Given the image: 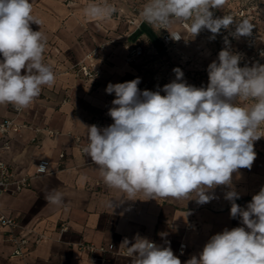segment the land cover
<instances>
[{"label":"clouds","instance_id":"1","mask_svg":"<svg viewBox=\"0 0 264 264\" xmlns=\"http://www.w3.org/2000/svg\"><path fill=\"white\" fill-rule=\"evenodd\" d=\"M225 4L226 0H149L140 15L167 31L174 22H182L193 37L208 30L215 39L231 26L233 38L250 37L255 26L248 19L237 22L230 14L214 15ZM115 11L107 4L90 3L84 16L105 20ZM31 23L41 21L33 15L30 0H0V105L11 104L17 110L28 108L43 86L50 89L56 83L52 67L43 62L46 37ZM169 33L174 40L183 39L178 32ZM241 60L225 37L217 60L207 67L206 87L188 84L178 67L173 69L175 79L156 91H141L139 77L109 83L106 93L115 94L108 111L113 122L103 128L83 124L88 143L82 151L97 166L103 183L121 193L119 203L179 200L195 193L196 202L203 205L216 199L217 186L230 189L224 197L231 202L230 216H239L244 226L211 236L198 256L185 264H264V186L241 208L232 185L233 173L251 169L257 158L254 142L264 137V64L241 67ZM249 100L250 106L238 103ZM36 168L49 171L47 164ZM87 179L81 175L78 183L83 186ZM45 199L69 211L59 190L53 189ZM107 207L113 211L114 200L107 201ZM133 240L125 238L120 245L131 264H181L170 246L139 234Z\"/></svg>","mask_w":264,"mask_h":264},{"label":"crops","instance_id":"2","mask_svg":"<svg viewBox=\"0 0 264 264\" xmlns=\"http://www.w3.org/2000/svg\"><path fill=\"white\" fill-rule=\"evenodd\" d=\"M30 2L33 15L41 21L40 25L31 23L30 26L34 31H42L46 37L43 62L52 67L56 83L50 89L43 86L40 96L28 108L22 109L18 121L32 128L23 130L20 135H12L8 147L4 146L5 141L0 142V161L20 173H34L40 160H48L51 172L35 178L30 189L16 195L0 196V210L15 218L20 225L18 234L28 238L25 256L16 257L13 247L5 239L7 229L0 225V264H131L130 257L120 254L126 250L120 245L125 238L134 242L137 234L157 245L170 246L181 264H185L191 256H198L211 236L226 228L244 226L239 216H230L231 202L224 198L230 190L226 186H217L213 190L216 199L203 205L196 202L195 193L179 200L169 197L116 201L121 193L103 183L97 166L86 154L80 153L70 135L87 139L83 124L96 125L100 121L106 127L113 122L108 111L115 94L106 93L109 83H123L139 77L140 89L148 78L162 70L161 54L164 52L158 29L147 22L138 29L121 22L118 16L130 15L126 0ZM90 3H107L116 9V17L86 18L84 8ZM172 27L176 28L174 31L179 30L175 24ZM112 28L115 32L106 35ZM210 37L197 35L194 39L201 40L202 49L209 46L213 50L214 61L218 55ZM124 43H142L146 56L128 65ZM100 45H106L100 58L85 60ZM198 48L201 51V46ZM185 50L195 56L198 52L193 47ZM84 60L100 72L97 85L86 82L74 69ZM210 63L198 60L196 65L186 69L193 70L190 72L196 74L200 85L206 87ZM245 104L251 105H241ZM14 108L11 104L0 105V121L15 117ZM49 132L58 134L51 136ZM254 151L257 158L251 169L233 173L232 185L239 194L235 202L241 208H246L252 196L264 186V143L255 141ZM61 154L65 155L62 160ZM81 175L88 178L83 186L78 183ZM53 189L64 194L69 211L47 203L45 196ZM109 200L116 203L113 211L107 207ZM160 233L166 235L162 237ZM39 237L42 241L37 244ZM82 243L103 246L110 252L105 256L101 253L92 255L79 249ZM182 244L186 245L184 254L180 253Z\"/></svg>","mask_w":264,"mask_h":264},{"label":"built area","instance_id":"3","mask_svg":"<svg viewBox=\"0 0 264 264\" xmlns=\"http://www.w3.org/2000/svg\"><path fill=\"white\" fill-rule=\"evenodd\" d=\"M131 1L133 4H136V6L132 10L135 13L142 12L144 5L149 3V0H131ZM224 14L232 15L237 22L246 19L248 16L247 15L248 13H246L244 9H241L238 12H225L223 14H220L217 10H215L214 12L215 16H223ZM130 23L134 24V21H130ZM174 23H177L182 30H184L187 34L191 35V33L188 32V30L184 27L182 22H174ZM170 26L168 28V31L171 33H177L176 31H172ZM159 30L161 32V36H160L161 45L165 52H170L174 47L180 45L185 47L190 45V40L187 37L183 36L181 33L180 34L182 35L183 39L174 40L166 29H159ZM234 30H235L234 26H231L230 30H221V33L217 34L215 37L217 43L221 47H224V38L227 37L230 41L231 46L235 43L244 44L246 48L249 49L250 55L248 54L249 55L248 58H249L250 66L254 63L264 64V56L261 55V53H264V35L262 36L261 33H259L257 30L253 28V32L250 37H240L239 39H236L229 34V31H234ZM207 31L208 30H202L198 35H202L204 34V32ZM124 49L127 53L126 63L128 65H133L136 62V60L146 56V49L142 45V43L126 44L124 46ZM105 50H106V45H100L96 47L92 52H90L86 56L85 60L94 61L97 58H100L101 54ZM74 69L77 70V73L80 74L86 82H89L93 85H97L99 83L100 72L95 68H93L92 66H88L85 63V61H83L79 65H76ZM165 71L169 73L172 72L173 69L167 64L165 67ZM182 72L184 73L183 78L188 84L194 85L196 87H201L196 74L186 70L185 71L182 70ZM174 79H175V73H171L169 76L168 74H165L163 77L159 78L158 80H153L152 78H149L141 85L140 89L156 91L158 90V88H162L165 84L170 83ZM161 94L163 95V93ZM245 102L252 103V101L250 100ZM21 111L22 109L17 110L16 108H14V113L16 114L15 117L0 121V142L5 141L4 144L5 147H8L9 144L8 139L11 138L12 135H16V136L20 135L23 130L32 128L28 124L21 123L18 121V117ZM96 125L101 128L103 127L102 122L100 121H97ZM261 129L264 130V125H261ZM34 130L37 132L40 131L39 129H34ZM49 134L51 136H55L58 133L49 132ZM70 136L72 138L74 146L80 151V153L85 154L82 151V149L87 146L88 139L73 134ZM258 141L264 143V137H261ZM64 157H65L64 154L60 155L61 160L64 159ZM41 164L49 165V171L45 173H41L35 167L34 173H20L16 171L14 168H12L10 165L0 161V196L3 194L16 195L24 190L30 189L32 187V181L35 178L45 176L51 172L50 162L48 160H40L36 164V166H39ZM0 225L7 229L5 239L13 247L14 249L13 255L16 257H24L26 247L28 245V238L18 234V231L20 230V225L18 224L17 220L13 217H9L5 215L0 210ZM64 229H66V227H64ZM41 241L42 238L39 237L36 240V243L39 244ZM79 249L81 251L87 252L92 255L96 253H101L102 255L105 256L110 252L108 248L103 246L98 247L92 243H82L81 245H79ZM185 250H186V245L182 244L180 253L184 254ZM120 254L127 256L126 250L121 251ZM102 261H104V259H102Z\"/></svg>","mask_w":264,"mask_h":264},{"label":"rangeland","instance_id":"4","mask_svg":"<svg viewBox=\"0 0 264 264\" xmlns=\"http://www.w3.org/2000/svg\"><path fill=\"white\" fill-rule=\"evenodd\" d=\"M105 4H107V3H105ZM126 5L130 10V15H128L127 17L126 16L123 17V15H122L121 17L118 16V18L121 20V22L124 21L128 25H130L134 28L136 27V29H138L146 21L143 20V17L140 15L141 12L135 13L134 11H132L133 8L136 6V4H133L131 0H126ZM241 9H244L245 12L248 13L247 14L248 16L246 19H248L251 23H253L255 26L254 29L257 30L259 33H261V35L263 36L264 35V0H226V4L224 5L223 9L217 10V11L220 14H223L225 12H238ZM115 17L116 16H115V12H114L111 16V19H114ZM130 21H134V24H131ZM173 24H175L177 26V28L179 29L176 32H179L181 34L183 32L184 34H182V35L187 37L190 40V45L187 47L182 46V45L174 47L170 52H165L163 50L164 53L161 54L162 62L164 63L163 68H162V70L159 71V73H157V75H155L154 77H150L153 80H158L159 78L163 77L165 74H168V76H169L171 73H174L173 71L169 72V73H167L165 71V67L167 64L172 69L179 67L181 70L193 72V70H188L186 68L189 66H192L193 64L196 65L198 60H205L206 62L207 61L212 62L214 59L213 55H215V53L213 52L212 49L211 50L209 49V46L202 49L203 46L200 43L201 40L196 41V39H194V37L192 35H189L184 30H182L177 23H173ZM170 27H171L172 31H174V29H176V28H173L172 25ZM113 29L114 28L107 30L108 32L106 33V35L113 33V31H114ZM158 32H159V35L161 36V32L159 29H158ZM203 35L212 36V34L208 31L204 32V34L198 35V36H203ZM213 41H214L215 48L217 50L216 53L218 55L219 51L223 47H221L217 43L216 39H213ZM126 44H134V43H124L123 47ZM200 46H201V48H200L201 51H199V48H198ZM182 47H184L185 49H188V48L192 49V47H193V49L195 48V50L198 52L196 53V56L192 55V54L189 55L188 53H186V50ZM231 48L234 52L240 53L242 55V60L240 62L241 67L245 66V64L250 66V62H249V58H248L250 55L249 49L246 48V46L244 44L235 43L231 46ZM172 52H174V53H172ZM196 57L198 59H196ZM217 58H218V56H217ZM97 59H99V58H97ZM79 64L80 63H78L77 65H79ZM238 103L242 104V103H246V102L245 101H238Z\"/></svg>","mask_w":264,"mask_h":264}]
</instances>
